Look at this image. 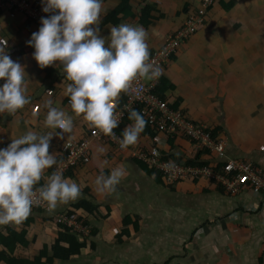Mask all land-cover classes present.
Segmentation results:
<instances>
[{"label": "crops", "instance_id": "0c3cea01", "mask_svg": "<svg viewBox=\"0 0 264 264\" xmlns=\"http://www.w3.org/2000/svg\"><path fill=\"white\" fill-rule=\"evenodd\" d=\"M150 1L158 13L142 34L146 50L158 48L180 28L186 19L184 5H201V0ZM130 2L137 12L141 0ZM52 3L51 14L60 30L53 38L21 13L13 17L0 12V114L6 110L9 120L13 117L7 124L0 120V155L12 160L14 151L29 139L24 169L44 157L48 163L60 142L86 139L90 115L114 108L122 96L118 86L99 77L94 80L96 76L80 86L75 85L80 77L66 81L72 62L81 54L87 58V50L111 58L121 48L124 54L126 44L139 36L137 17L123 15L115 25L101 21L119 0ZM207 14L205 24L164 68L161 76L171 88L167 95L181 100L193 121L220 130L225 151L217 161L237 159L264 167V0H216ZM91 27L94 35L88 36ZM65 34L68 39H85L86 51L74 53L68 39L63 42ZM74 49L80 50L79 44ZM42 56L56 69L51 77L46 78ZM44 85L47 90L40 92ZM73 93L80 97L75 98L78 104L61 106ZM44 134L49 149L38 143ZM159 138L167 156L193 155L192 141L169 144L163 135ZM114 146L103 144L101 173L81 165L71 176L47 170L39 174L53 191L48 212L17 206L14 190L6 186L0 229L26 231V244L17 243L13 252L0 244L10 264H28L57 237V225L43 217H58L83 200L100 204V215L88 219L92 236L86 248L47 264H264V190L256 192L247 184L239 193L229 194L208 182L167 184L131 150L117 151ZM75 213L85 215L81 209ZM0 264L8 263L0 260Z\"/></svg>", "mask_w": 264, "mask_h": 264}, {"label": "built area", "instance_id": "2783aa9c", "mask_svg": "<svg viewBox=\"0 0 264 264\" xmlns=\"http://www.w3.org/2000/svg\"><path fill=\"white\" fill-rule=\"evenodd\" d=\"M213 1L201 0V7L198 10H189L184 23L168 35L158 51L152 55L141 56L142 68L133 76L114 67L103 55L87 51L89 67L79 80H89L99 74L104 81L118 84L122 88L124 98L121 106L108 119L95 125L91 138L83 140L72 138L63 143L62 150L68 151V155L55 168L54 174L63 175L71 165L87 162L90 156V142L92 139H97L103 143L113 144L121 151L131 150L132 154L150 169L162 173L167 184L172 185L184 180L216 183L224 187L229 194L239 193L247 184L251 185L256 192L264 190V167L237 159H229L223 161L222 166H216L217 155L220 156L225 151V140L221 137L214 139L206 127L190 121L181 110L174 108L170 101L161 99L154 92L164 68L171 60V54L176 52L192 32L205 23L207 8ZM51 2L52 0H0V12H10L13 17L23 12L34 23L49 29L53 28V21L47 16ZM72 46L77 45L72 44ZM144 75L149 76L150 82H146ZM72 104L78 103L72 102ZM138 104L141 105L142 112L150 117V123L155 122L164 134L172 137L180 133L188 134L196 147L210 150L214 157L208 156V158L215 163H190L186 158L180 161L171 159L162 151L158 143L151 149L128 148L126 141L118 134L115 127ZM0 182L20 194L21 199L18 203L21 208L51 209L49 200L42 195V186L31 191L24 190L14 182L10 175L2 171H0ZM58 219L68 226H73V230L79 236H87L90 233L88 225L64 213L59 214Z\"/></svg>", "mask_w": 264, "mask_h": 264}, {"label": "trees", "instance_id": "16d2710c", "mask_svg": "<svg viewBox=\"0 0 264 264\" xmlns=\"http://www.w3.org/2000/svg\"><path fill=\"white\" fill-rule=\"evenodd\" d=\"M215 1L216 0H214L213 3L208 6L207 8L208 13L211 7L214 5ZM52 4L53 3L51 2V4L48 6L49 8H48L47 16L53 19V16L51 14ZM222 6L225 9L230 8L229 4H225L223 2H222ZM200 7L201 5H197L196 7L191 4H186L184 5L183 10H184V13H186V17H187L189 10H198ZM157 13H158V9L156 7V4L150 0H141L140 7L138 8L137 12L134 11L130 0H119V3L112 11L106 14H103L104 16L102 17L101 21L103 23H111L115 25L121 21L123 15H128L131 18L137 17V21L140 24V27L138 28L139 36L136 37V39H133L129 43L126 44L125 46L126 52L124 54H122V49L119 48V50L114 53L113 57L109 58L108 56H105V55L103 56L106 57L112 63V65H114L116 68L121 70L123 73L129 76L135 75L137 71H139L142 68L141 56L144 54L152 55L153 53L158 51V49H160L163 46L165 40L168 37L167 36L164 39L163 43L158 48L153 49V50H146L144 48V45L142 44V34L144 33V31H146L149 28L152 22L156 20ZM21 14L26 16V14L23 12H21ZM206 20H207V17H206ZM47 31H50V30H47ZM89 32L90 33L86 35L88 36L94 35L93 27L90 28ZM50 34L52 38L60 34V30L57 29L55 21H54L53 31ZM191 36L192 34L188 36L184 42H186ZM78 44H79V49L82 47L84 48L87 45V41L85 39L84 40L80 39L78 41ZM135 46L139 47V51L138 50L133 51ZM71 50L74 53H77V51L78 52L80 51V50H76L73 48H71ZM176 52H173L171 54V59H173ZM98 53L102 54V51L100 52L98 51ZM1 56H3V54L0 53V58ZM78 57H77L78 58L77 60H74L72 62L71 64L72 67L66 71V74H65L66 81L74 82L87 71L89 67V61L87 60L86 56H83V54H81ZM44 59L45 58L43 57V61H40V62L43 64V68L47 72L46 78L47 76L51 77L53 74H55L56 69L50 64L48 59L47 60H44ZM97 77L101 79V76L98 74L96 75L94 80L97 79ZM146 82L148 83L150 82V80ZM116 86H118L121 91V94H122L121 98H119V100L116 102V106L114 108L106 109L102 115H98V116L95 114L90 115L92 125H89L88 131L86 133L87 134L86 138L87 136L88 137L91 136L96 124H99L100 122H103L104 120L108 119L111 116V114L121 106L123 98H124L123 91H122V88L118 84ZM168 89L171 90L170 86H168V79L166 77L160 76L159 83L156 85L154 92L161 99L170 101L167 95ZM46 90H47V86L44 85L43 89H41L40 92L42 91L45 92ZM77 97L78 96L74 93L73 95L72 94L68 95L66 98L62 100L63 105L61 106H65V107L71 106L70 103L76 102L75 98ZM78 99H80V97H78ZM170 103L174 108L181 110L190 121H192L196 125H199V123L190 119V117L186 114V110L180 106L181 100L172 101ZM5 113H6V110H3L2 114H0V120H2L3 124H7L6 122H9L13 118L12 117L9 120L8 116L5 115ZM33 126L34 128H38V125L34 124ZM115 129L118 132V134L126 141L128 148L135 147V148H141V149H151L152 146H156L157 143L159 142V139H160L159 135H163L165 137V140L169 144L175 143L176 141L181 140V139H185L191 142V137L186 133H180L178 135H174L173 137L170 136L169 134H166V133L164 134V132L158 126H156L155 122L150 123V117L146 113L142 112V107L140 104H138L133 110H131L127 114V116L122 120V122L116 125ZM207 130L211 132V135L213 136L214 139H218V136L220 135V130L217 129V127L210 126V128H207ZM47 138L48 137L46 134L42 135L38 143L44 146L45 148L49 149L50 146L45 145V140ZM83 139L84 138H82L81 140ZM64 142H60L61 144L59 148L56 150V155L52 157V159L48 163L45 162L44 159L46 158L44 157V159H41L40 161H38L34 165V167H28L24 169L22 167L23 159L25 157L27 148L29 147V143H30V140L26 138L21 144V146L18 147L16 151H14V153L12 154V160H8L5 158L3 159L2 156L0 155V171H2L4 174L10 175L11 178L14 180V182L18 184L24 190L31 191L39 186H42L43 187L42 195L49 200L51 207H52L53 206V203H52L53 202V191L45 184L44 178L41 177L39 174H42L46 170L49 171L50 173H55V168L62 161H64L68 155V151L62 150V145ZM192 143L194 144L193 146L194 152L191 157H187L188 162L206 163V164L215 163L212 159H209V158L202 159V156H205V155H207V157L210 156V158L214 157V155L210 153L209 149L207 148L199 149L198 147L195 146V142L193 140H192ZM103 144L104 143H102L100 140L92 139L89 145L90 146V156H89L88 161L85 163L79 162V163L71 165L70 168L66 172H64V175L66 176H71L72 174L75 175V173L79 171V168L81 167V165H83V167H86L89 171L96 169L98 172L101 173L103 171V161H104ZM114 147H115V150L121 151L119 150L117 146H114ZM174 157L175 156H172L171 158L175 159ZM176 160L180 161L182 159H176ZM215 164L216 166L223 165V163L219 161H217V163ZM147 168L149 169L148 166ZM151 170L149 169V171L155 174L162 175V173L157 172L156 170H153V169ZM216 185L221 187L226 192L224 187L218 184ZM7 190L8 189L6 185H3L0 182V212L2 211V208L4 205L3 197L5 193H7ZM13 194L15 197L16 205L18 206L19 205L18 202L21 199V196L20 194H17L14 191H13ZM99 206H100L99 203H94L88 200H83L75 204L72 209H68V211H65L64 214L70 217H73L77 221L82 222L83 224L89 226L88 219L90 215L91 214L95 216L100 215ZM28 209L35 210L37 212L50 211V210H47L45 208L43 209L40 207L28 208ZM78 209H81L83 212H85V215H78V214L76 215L75 210H78ZM31 220H32V217H31ZM43 220L48 221V222H54L58 227L57 228L58 235L56 238L53 239L51 245H45L40 250V253L35 257L33 261H28V264H36V263L47 264L48 262H51L54 259L67 260L75 254H80L87 246L86 241H87L88 236H92L90 235L91 233L87 236H79V234L73 230L72 228L73 226L72 227L68 226L63 221H60L58 217L45 216L43 217ZM90 230L92 231V229ZM124 233H127V232L124 231ZM25 236H26L25 230L17 231L12 228L0 229V244L5 246V248H8L10 252H13L15 245H18L17 243H19V245H21L20 243L26 244ZM6 252L7 251H0V260L5 261L6 263L10 264L9 259H8L9 256H5V254H7ZM43 259H45L46 261L45 260L43 261Z\"/></svg>", "mask_w": 264, "mask_h": 264}, {"label": "rangeland", "instance_id": "374dc122", "mask_svg": "<svg viewBox=\"0 0 264 264\" xmlns=\"http://www.w3.org/2000/svg\"><path fill=\"white\" fill-rule=\"evenodd\" d=\"M67 36H68V35H67V34H65V37H64V40H63V42H65V40H66V39H68V37H67ZM75 40H76V41H74V42H73V39H68V42H69V43H72V44H74V45H78L77 43H78V41H79V40H78V39H76V38H75ZM136 48H138V49H139V47H138V46H135V47H134V49H133V51H134ZM138 51H139V50H138ZM144 79H145V80H148V79H149L148 75H145V76H144ZM83 81H84V80H81V81H80V80H78V81L76 82V86H80V85H81V83H82ZM172 101H176V99H170V102H172ZM201 124H202V126H204V127L208 128V127L205 125V123H204V122H202ZM201 124L199 123V125H201ZM64 143H65V142H64ZM171 159H173V158H171ZM56 176H58V175H56Z\"/></svg>", "mask_w": 264, "mask_h": 264}, {"label": "clouds", "instance_id": "9594fccd", "mask_svg": "<svg viewBox=\"0 0 264 264\" xmlns=\"http://www.w3.org/2000/svg\"><path fill=\"white\" fill-rule=\"evenodd\" d=\"M51 20L53 21V27H54V20H53L52 18H51ZM30 21H31V20H30ZM32 22H33V21H32ZM33 23H34V22H33ZM35 24H36V23H35ZM36 25H37L38 27L44 29V30L46 29V31H47V30H50V31H48L49 33H51V32L53 31V28H49V29H48V28H45V27L42 26V25H39V24H36ZM75 38L78 39V40H80L78 37H74V38H71V39L75 40ZM75 41H76V40H75ZM68 43H69V42H68ZM69 46H70V49H71V48H73V49L75 48L74 46H72L71 43H69ZM83 49L85 50V47H84V48H83V47L80 48V51H82ZM80 51H79V52H80ZM85 51H86V50H85ZM87 51H89V50H87ZM77 53H78V51H77ZM96 53H98V52H96ZM98 54H99V53H98ZM100 55H102V54H100ZM109 58H110V57H109ZM111 64H112V63H111ZM113 66H114V65H113ZM114 67H115V66H114ZM84 74H85V73H84ZM84 74H83V75H84ZM96 75H98V74H96ZM96 75H95V76H96ZM81 78H82V77H80L79 79H81ZM92 78H93V77H92ZM90 79H91V78H90ZM90 79H89V80H90ZM77 81H78V80H77ZM77 81H76V82H77ZM85 81H87V80H85ZM83 82H84V81H83ZM75 85H76V83H75ZM76 103H77V102H76ZM101 142H102V141H101ZM102 143H103V142H102ZM105 144H106V143H105ZM168 157H169V156H168ZM170 158H171V157H170ZM186 159H187V158H186Z\"/></svg>", "mask_w": 264, "mask_h": 264}]
</instances>
